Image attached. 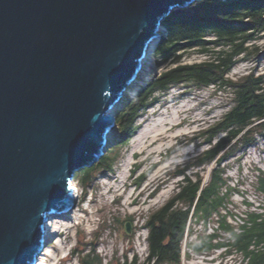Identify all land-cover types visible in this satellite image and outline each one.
I'll list each match as a JSON object with an SVG mask.
<instances>
[{
  "label": "water",
  "instance_id": "water-1",
  "mask_svg": "<svg viewBox=\"0 0 264 264\" xmlns=\"http://www.w3.org/2000/svg\"><path fill=\"white\" fill-rule=\"evenodd\" d=\"M194 1L0 0V264L38 263L77 172L120 142L166 22Z\"/></svg>",
  "mask_w": 264,
  "mask_h": 264
},
{
  "label": "trees",
  "instance_id": "trees-1",
  "mask_svg": "<svg viewBox=\"0 0 264 264\" xmlns=\"http://www.w3.org/2000/svg\"><path fill=\"white\" fill-rule=\"evenodd\" d=\"M154 57L162 72L155 73L144 88L138 91L127 106L119 111L116 125L122 135L120 142L111 148L94 165L80 172L73 184L78 185L84 198L89 194L96 176L112 174L119 161V149L123 148L139 129L138 121L156 106L175 87H187L190 91L213 86L215 91H230L231 104L222 118L202 130L192 143L200 142L209 148L189 161L183 168L176 166L174 177H184L178 183L174 195L159 209L147 216L148 255L140 261L137 255L129 258L128 252L118 264H183L186 240L193 234L192 222L208 223L219 217L218 228L213 234H200L196 241L187 240L186 255H210L225 249V254L240 255L245 264H264V219L250 213V225H243L240 233L228 222V209L232 189L228 187L223 163L255 146L257 136H264V73L256 75L254 70L232 80L228 77L232 69L242 61L255 62L261 53L256 45L264 39V0H199L179 11L165 24ZM212 36V38H210ZM198 52L208 57L195 64H183L184 56ZM175 150L163 158L166 161ZM213 165L208 183L199 172L195 180L187 176L190 169ZM133 173H136L134 170ZM149 172L139 177L138 186L146 180ZM138 180V179H137ZM257 189L264 193V171L260 170ZM160 191L156 187L151 196ZM132 222V220H131ZM231 236L222 241L219 233ZM103 237L95 235L91 243L76 248L73 254L79 264H106L98 247ZM220 240V241H219Z\"/></svg>",
  "mask_w": 264,
  "mask_h": 264
},
{
  "label": "rangeland",
  "instance_id": "rangeland-1",
  "mask_svg": "<svg viewBox=\"0 0 264 264\" xmlns=\"http://www.w3.org/2000/svg\"><path fill=\"white\" fill-rule=\"evenodd\" d=\"M256 45L261 48V53L255 62L238 63L229 73V78L236 80L251 70H254L256 75L264 73V39L256 42ZM207 59L206 55L191 52L183 57L182 63L195 64ZM154 60L150 65L153 72L148 74L145 86L155 73L162 72L163 67L159 66L155 57ZM231 99L230 91H215L213 86L197 91H190L187 87L173 88L165 98L139 119L138 131L123 148L119 149L120 158L112 174L96 176L86 198L82 189L73 184L79 192L76 207L70 216L72 221L62 219L65 223L62 224L61 237L48 243L43 252L44 254L51 251L45 263L79 264L73 251L78 247L83 248L86 242L91 243L97 233L103 237L98 252L106 259V264H118L117 259H123L126 252L130 259L137 255L143 262L148 255L146 240L148 230L145 228L147 216L162 207L174 195L178 183L184 179L181 176H173L176 166L183 168L209 148L208 145L200 142L193 144L192 139L222 118L230 107ZM116 126L121 140V132L118 125ZM140 135L144 138L139 139L137 136ZM256 139L257 143L250 148L249 155L244 157L243 152H238L236 156L223 163L222 167H225L227 175L235 179L238 165L241 163L247 165L249 162L256 171L258 169L264 171V136H257ZM172 149L175 151L170 158L162 161ZM239 156L241 157L236 159ZM213 165L206 166L204 170L190 169L186 175L195 180V175L199 172L207 183ZM134 170L136 173H133ZM147 172L149 175L146 180L138 186L139 177ZM239 179L242 183L248 180L243 174ZM156 187H159L160 191L155 196H151V192ZM237 201L233 200L228 205V209L223 210L224 215L228 214V222L230 221L232 226L233 221H237V218L245 213V208ZM55 220H51L49 224ZM128 222L132 223L130 236L125 233V225ZM206 227L207 230L202 222L193 221V234L188 239L196 241L200 234H213L218 228V220L214 218ZM219 235L222 241L230 239L225 232ZM186 252L185 245L183 264H245L240 255L225 254V249L201 256L189 252L190 257H187Z\"/></svg>",
  "mask_w": 264,
  "mask_h": 264
},
{
  "label": "built area",
  "instance_id": "built-area-1",
  "mask_svg": "<svg viewBox=\"0 0 264 264\" xmlns=\"http://www.w3.org/2000/svg\"><path fill=\"white\" fill-rule=\"evenodd\" d=\"M250 148H248L244 157L246 155L250 154ZM242 155H243V153H242ZM240 157L241 156H239L236 159H239ZM235 171L237 173V175L235 176V179H233L229 175L225 174V178H227V180H228V187L223 188L222 194L228 193V188H231L233 190L232 196H231V202H233V200L237 201L239 199V201H237V202L242 207L245 208V213L242 214L240 218H237V221H233L234 222V225H233L234 230L236 232L240 233L242 231L241 227L243 225H250V220H249V214L250 213H254V214L258 215L259 220L264 219V193L259 191L257 189V187H255V184L257 183L258 177L260 175V170L258 169L256 171L255 167L252 165L251 162L247 163V165L245 163H241V165H238L237 170H235ZM241 174H243L246 178H248V180H245L244 183H242L239 179V176ZM241 178H242V176H241ZM232 198H233V200H232ZM236 198H238V199H236ZM215 219L219 220V217L215 216ZM228 235L229 234H227V236ZM229 237L231 238L230 235H229Z\"/></svg>",
  "mask_w": 264,
  "mask_h": 264
},
{
  "label": "bare ground",
  "instance_id": "bare-ground-1",
  "mask_svg": "<svg viewBox=\"0 0 264 264\" xmlns=\"http://www.w3.org/2000/svg\"><path fill=\"white\" fill-rule=\"evenodd\" d=\"M152 61L154 62V56H152ZM150 65H152V63ZM168 121V120H166ZM169 121L171 122V119H169ZM139 139L144 138L142 135L137 136ZM73 190H75L76 195H77V200H78V188L74 185L71 187ZM160 197V196H159ZM158 200V199H157ZM65 223L62 219L60 218H56L55 221H53L52 223H50L49 225L46 226V236L47 239L50 241V243L54 242L56 238L61 237L62 235V224ZM51 251H47L44 254L42 253V255L40 256V259L38 261L37 264H46L45 261L47 260V256L50 255Z\"/></svg>",
  "mask_w": 264,
  "mask_h": 264
}]
</instances>
